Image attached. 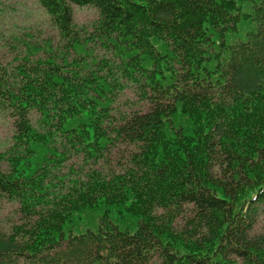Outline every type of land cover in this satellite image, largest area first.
Instances as JSON below:
<instances>
[{"label":"trees","instance_id":"1","mask_svg":"<svg viewBox=\"0 0 264 264\" xmlns=\"http://www.w3.org/2000/svg\"><path fill=\"white\" fill-rule=\"evenodd\" d=\"M38 2L59 46L0 60V264H264V0Z\"/></svg>","mask_w":264,"mask_h":264},{"label":"rangeland","instance_id":"2","mask_svg":"<svg viewBox=\"0 0 264 264\" xmlns=\"http://www.w3.org/2000/svg\"><path fill=\"white\" fill-rule=\"evenodd\" d=\"M73 17L77 24H90L96 17V11L91 6L73 5ZM51 43L52 48L59 46L57 29L50 22L48 15L40 6L38 0H0V60L6 62L13 56L25 54L26 44L46 45ZM46 49V46L43 47ZM42 49L35 56H45ZM133 93L125 89L121 101L132 99ZM11 123L7 119H0V151L4 149L7 139L11 136ZM122 149H117L107 163L110 168L121 166L122 157L125 155ZM2 169H6L5 162L0 163ZM182 220H180L181 222ZM19 222V214L16 205L0 202V227L8 230L12 223ZM252 235L264 236V214L259 213Z\"/></svg>","mask_w":264,"mask_h":264}]
</instances>
